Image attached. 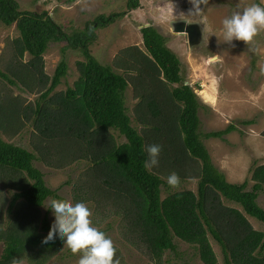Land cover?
I'll use <instances>...</instances> for the list:
<instances>
[{
  "label": "trees",
  "instance_id": "16d2710c",
  "mask_svg": "<svg viewBox=\"0 0 264 264\" xmlns=\"http://www.w3.org/2000/svg\"><path fill=\"white\" fill-rule=\"evenodd\" d=\"M137 7L138 0L127 2L128 10ZM123 17L122 13L99 15L85 22L81 30L69 33L47 12H21L15 0H0V25L18 33L13 41L14 57L19 61L24 54L30 57L26 63L10 66L11 76L30 89H43L49 81L34 109L22 110L18 100H5L13 103L16 124L9 129L7 123H0V131L8 129L14 136L31 115L36 137L43 141L37 142L41 146L40 150L35 147V153L0 138V174L24 176L9 183L0 177L5 187L18 190L10 207L20 201L12 222L0 229V264L13 260L19 264L29 253L44 255L37 261L42 264L58 249L55 239L44 244L46 235L35 233L37 210L43 202L62 199L46 187L44 175L34 163L61 169L83 161L90 198L109 204L107 208L122 209L131 243L144 246L154 260L159 261L165 252L175 254L176 239L192 247L202 264H218L210 238L220 249L222 264H264V232L255 231L244 217L264 225V210L256 203L258 195L264 194V164L250 171V190H246L247 181L230 184L215 169L200 140L197 97L184 85L181 63L166 48V39L152 27L140 29L144 52L137 48L120 52L122 57L114 64L124 74L98 63L90 53L96 31ZM50 43H64L62 53L69 49L83 58L76 63L77 80L63 93L54 90L66 76L65 62H59L50 79L42 72V56ZM0 78L14 84L1 71ZM128 85L138 99L133 113L141 133L132 127L126 113ZM111 131L125 142H115ZM234 131L236 126L229 124L203 138L222 139ZM261 135L264 137V131ZM150 144L161 147L159 164L152 171L143 166ZM172 172L181 181L196 180V193L177 191L161 199V186L168 187L162 178ZM221 201L238 206L242 213ZM41 223L42 233L49 231L45 217Z\"/></svg>",
  "mask_w": 264,
  "mask_h": 264
},
{
  "label": "rangeland",
  "instance_id": "374dc122",
  "mask_svg": "<svg viewBox=\"0 0 264 264\" xmlns=\"http://www.w3.org/2000/svg\"><path fill=\"white\" fill-rule=\"evenodd\" d=\"M15 1L21 12H47L55 24L69 33L81 30L85 22L93 20L96 16L122 13L123 18L96 31V41L90 47L91 55L99 64L109 66L118 74H124L114 64L122 57L119 55L120 52L131 48L144 52L140 29L152 27L166 39V48L174 53L181 63L184 85L190 86L197 97L200 105L197 111L198 132L212 165L228 183L240 185L247 181L246 190H250L253 184L249 180L250 171L264 164V137L261 135L264 131V29H260L246 44L243 41L233 40L229 45L223 42L221 21L233 12L255 3V0H204L203 4L198 5L200 11L195 16L189 15L192 10L189 0H138V7L134 10L127 9L129 0H75L71 4L65 3V0ZM258 4L264 7V0H258ZM177 21L198 24L202 32L201 44L190 50L184 35L172 33L171 23ZM17 37L18 33L13 27L5 28L0 25V71L7 75L8 80L14 82L11 85L7 80L0 78V123H7L9 129L16 124L13 118L15 113L13 103L5 100H18L22 110L29 107L34 109L40 93L49 86L47 81L43 89L39 87L30 89L11 76L10 66L15 67L17 62L26 63L30 60L27 54H24L20 61L16 55L14 57L13 41ZM64 46V43H50L42 56V72L48 79L52 77L60 61H64L67 67L66 76L55 88L54 93H63L68 88H72L78 77L76 63L83 61L79 52L68 49L62 53L61 49ZM212 56L216 57L215 62H212ZM124 99L131 125L141 133V127L136 124L133 113L138 99L134 96L131 85H128ZM22 116L23 120L24 115ZM29 116L30 119L22 121V127L14 136L11 135L12 131L6 129L0 131V138L6 143L37 153L35 147L38 146L40 150L41 146L37 142L43 140H38L36 137L32 116ZM241 122L252 124L243 126ZM229 124H234L236 131L222 139L203 138L204 134L222 131ZM111 134L115 142H125L122 137H117L116 133L111 131ZM34 167L44 175L46 187L55 191L60 199L68 203L86 204L91 213L89 218L92 225L103 231L112 241L115 249L113 256L115 264H202L192 247L176 239L173 242L176 245V253L165 252L159 261L154 260L138 242L131 243L130 232L124 225L125 217L122 209L107 208L109 204H99L100 201L90 198L91 191H88L84 175L86 172L84 161L61 169L47 168L40 162H35ZM0 177L7 183L14 179L17 181L20 177L24 179V176L18 177L16 174H0ZM162 179L168 184L166 178ZM196 183V180L178 179L175 187L169 184L168 187L161 186L160 198L164 199L168 194L177 191L196 193ZM16 193L18 190L7 188L0 182V229L2 230L8 227L18 210L20 201H16L10 207L12 197ZM49 200L46 199L37 210L38 219L34 223L36 234L48 233V231L42 233L43 217L46 218L49 229L54 221L51 210L46 209ZM221 202L223 206L241 212L238 206ZM256 203L264 210L263 193L258 195ZM244 217L255 231L264 232V225L245 215ZM54 239L58 249L42 264H77L80 254L71 253L66 246H63L62 240ZM209 242L217 263L222 264L219 247L210 238ZM1 250L2 244H0V253ZM42 259L44 255L36 256L29 253L19 264H41L37 261Z\"/></svg>",
  "mask_w": 264,
  "mask_h": 264
},
{
  "label": "clouds",
  "instance_id": "9594fccd",
  "mask_svg": "<svg viewBox=\"0 0 264 264\" xmlns=\"http://www.w3.org/2000/svg\"><path fill=\"white\" fill-rule=\"evenodd\" d=\"M192 10L189 15L195 16L199 13L198 5L204 0H189ZM221 32L223 42L231 45L233 40L250 42L260 29H264V7L257 3L245 6L221 21ZM215 62L216 57H211ZM161 147L159 144H150L146 147V159L143 166L146 170H151L159 164V154ZM167 183L171 187L178 184L177 175L169 173ZM54 221L50 226L47 235L42 239V243L48 244L54 238L63 241V246L73 253H79L77 264H115L113 256L115 249L112 241L106 234L92 225L90 220V210L84 202L68 203L64 200L52 198L48 202V207ZM15 264V261H12Z\"/></svg>",
  "mask_w": 264,
  "mask_h": 264
},
{
  "label": "water",
  "instance_id": "95a60500",
  "mask_svg": "<svg viewBox=\"0 0 264 264\" xmlns=\"http://www.w3.org/2000/svg\"><path fill=\"white\" fill-rule=\"evenodd\" d=\"M171 31L174 34L184 35L190 50L201 44L202 32L196 23H186L185 21L173 22L171 23Z\"/></svg>",
  "mask_w": 264,
  "mask_h": 264
}]
</instances>
